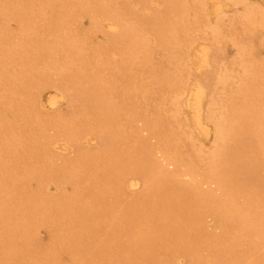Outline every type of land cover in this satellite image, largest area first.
Segmentation results:
<instances>
[{"label": "rangeland", "instance_id": "1", "mask_svg": "<svg viewBox=\"0 0 264 264\" xmlns=\"http://www.w3.org/2000/svg\"><path fill=\"white\" fill-rule=\"evenodd\" d=\"M0 264H264V0H0Z\"/></svg>", "mask_w": 264, "mask_h": 264}, {"label": "bare ground", "instance_id": "2", "mask_svg": "<svg viewBox=\"0 0 264 264\" xmlns=\"http://www.w3.org/2000/svg\"><path fill=\"white\" fill-rule=\"evenodd\" d=\"M236 1H243V0H236ZM245 1V0H244ZM215 5V4H214ZM213 12V11H212ZM203 47H204V45H203ZM207 47V46H206ZM205 47V48H206ZM207 49V48H206ZM204 51V50H203ZM202 53V52H201ZM200 56V55H199ZM204 56V55H203ZM207 56V54H205V57ZM205 59V58H204ZM204 65V64H203ZM199 91H201V90H199ZM197 94V93H196ZM202 93H200V94H197V95H199V97L198 98H200L202 95H201ZM201 95V96H200ZM182 98V97H181ZM53 99V98H52ZM197 99V98H196ZM179 100V99H178ZM198 101V100H197ZM200 101H202V100H200ZM49 103L53 106V104H54V102L53 101H50L49 100ZM194 103H197V102H194ZM178 104V103H177ZM199 105V104H198ZM178 106V105H177ZM200 107V106H199ZM195 108H198V107H196L195 106ZM198 111V110H197ZM196 114H197V112H196ZM220 118V117H219ZM196 119V118H195ZM217 121V119L215 120V122ZM199 123H201V121L199 122ZM207 123V122H206ZM218 123V122H217ZM204 127V126H203ZM216 127V126H215ZM222 135V132H221V127L220 126H218L217 127V129H216V132H215V136H216V140L218 139V138H220V136ZM137 184V182H134V183H132V185H136Z\"/></svg>", "mask_w": 264, "mask_h": 264}]
</instances>
